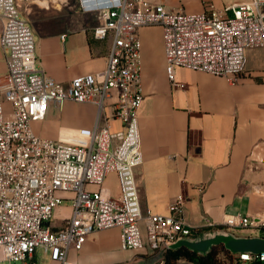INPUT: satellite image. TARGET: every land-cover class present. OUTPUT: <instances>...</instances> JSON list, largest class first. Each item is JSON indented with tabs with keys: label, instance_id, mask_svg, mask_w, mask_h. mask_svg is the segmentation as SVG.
I'll return each mask as SVG.
<instances>
[{
	"label": "built area",
	"instance_id": "2783aa9c",
	"mask_svg": "<svg viewBox=\"0 0 264 264\" xmlns=\"http://www.w3.org/2000/svg\"><path fill=\"white\" fill-rule=\"evenodd\" d=\"M81 2L84 10L98 13L94 37L109 38L111 45L103 70L64 85L41 66L21 0H0L6 64L0 77V261L10 264H39L40 248L67 264L70 250H81L89 233L114 227L121 231L124 249L148 244L154 255L163 254L170 242L202 233L185 221L181 195L168 214L141 207L135 175L144 161L138 117L144 101L140 29L162 27L171 80L182 66L236 83L247 69V50L264 47V0L221 6L208 0L194 12L152 0ZM67 100L97 108L95 123L76 130L80 143L38 135L33 123L45 119L51 104L62 109ZM111 119L121 127L112 129ZM111 172L118 178L115 194L105 185ZM253 191L264 205V185H254ZM64 198L72 200V213L59 225L54 211ZM223 226L261 230L264 236V209L228 215ZM233 255L238 262L264 264V252Z\"/></svg>",
	"mask_w": 264,
	"mask_h": 264
},
{
	"label": "crops",
	"instance_id": "0c3cea01",
	"mask_svg": "<svg viewBox=\"0 0 264 264\" xmlns=\"http://www.w3.org/2000/svg\"><path fill=\"white\" fill-rule=\"evenodd\" d=\"M21 2L23 10L31 13L32 6ZM39 6L32 29L47 75L68 85L76 76L106 67L111 40L94 37L93 28L100 21L96 11L82 7L84 12L75 13L57 5L56 9ZM140 36L144 101L138 117L144 161L135 175L141 207L168 214L170 204L181 195L185 221L198 229L223 226L228 215L264 209L253 191L254 185H264V67L248 66V50L255 48L247 50V69L236 83L228 76L182 66L174 69L171 80L162 27L144 26ZM5 71L0 47V77ZM96 111L93 104L73 100L65 101L62 109L51 104L45 119L35 121L33 128L40 136L63 139L64 129L92 126ZM110 124L112 129L121 127L118 119ZM55 210L60 225L62 218L71 215L72 206L61 204ZM220 229L238 236L261 234ZM162 256L154 255L148 244L124 249L121 231L114 227L89 233L81 250H70L67 264H164ZM51 264L60 263L51 259Z\"/></svg>",
	"mask_w": 264,
	"mask_h": 264
},
{
	"label": "rangeland",
	"instance_id": "374dc122",
	"mask_svg": "<svg viewBox=\"0 0 264 264\" xmlns=\"http://www.w3.org/2000/svg\"><path fill=\"white\" fill-rule=\"evenodd\" d=\"M155 2H163L167 5V7L171 9H178L180 6H182L186 11L188 12H194V11H200L203 8L204 1L208 0H152ZM211 2L216 3L218 6L221 5H229L236 1H243V0H210ZM32 6L31 13H28L26 10L24 11L21 9V14L23 17H25L28 21V23L31 25V27L34 29L35 24L33 21V17H35V14L38 11V8H40L39 4L35 2V0H26V5ZM59 7H61L64 11L72 10L75 13H81L84 12L82 9V2L81 0H59ZM51 9H56V3L51 0L50 3ZM55 7V8H54ZM229 14L231 15L232 12L230 11ZM88 16L92 15L91 13H87ZM248 50V66H257V67H264V48H255L251 50L252 52H249ZM255 80L262 81L261 77H255ZM65 138H63L64 141L71 142V143H80V137L77 134V131L74 129V131L70 129H64L63 131ZM105 185L107 187H110L112 190V193H116L118 191V178L117 174L115 172L109 173V175L106 178ZM72 200L69 198H64L62 200V205H71ZM64 212V211H62ZM60 213V212H59ZM56 214V210L54 211V217ZM58 217V216H57ZM231 230L235 231L236 233H261V230H247L244 228H230ZM38 260L40 261V264H51V258L50 253L46 254L42 248L38 250L37 254ZM223 256V254H221ZM225 256H223L224 258ZM147 258V256H145ZM226 263L227 264H252L251 262H238L236 261V258H234V255L231 257L226 256ZM184 260V259H182ZM185 264H192L191 262H188L184 260ZM238 262V263H237ZM0 264H10L9 260H2L0 261ZM13 264H21L19 261L13 262Z\"/></svg>",
	"mask_w": 264,
	"mask_h": 264
},
{
	"label": "water",
	"instance_id": "95a60500",
	"mask_svg": "<svg viewBox=\"0 0 264 264\" xmlns=\"http://www.w3.org/2000/svg\"><path fill=\"white\" fill-rule=\"evenodd\" d=\"M222 244L232 253L249 252L258 254L264 252V236H238L227 229L206 230L195 236H184L176 242L168 243L170 249L182 246L191 251L205 255L211 251L214 245Z\"/></svg>",
	"mask_w": 264,
	"mask_h": 264
},
{
	"label": "trees",
	"instance_id": "16d2710c",
	"mask_svg": "<svg viewBox=\"0 0 264 264\" xmlns=\"http://www.w3.org/2000/svg\"><path fill=\"white\" fill-rule=\"evenodd\" d=\"M222 225H211L208 228L199 229L201 232L213 229V228H223ZM231 257L233 253L226 249L222 244L214 245L210 252L205 255L198 254L197 252L191 251L185 246L177 249H166L163 252V262L164 264H178V261L184 259L192 264H227L225 257Z\"/></svg>",
	"mask_w": 264,
	"mask_h": 264
},
{
	"label": "bare ground",
	"instance_id": "6f19581e",
	"mask_svg": "<svg viewBox=\"0 0 264 264\" xmlns=\"http://www.w3.org/2000/svg\"><path fill=\"white\" fill-rule=\"evenodd\" d=\"M52 1L55 2L57 6L60 5V4H59V0H52ZM36 2H37L38 4L44 6V7H48V6H50L51 0H36ZM83 3H84L85 5H87L86 0H83Z\"/></svg>",
	"mask_w": 264,
	"mask_h": 264
}]
</instances>
